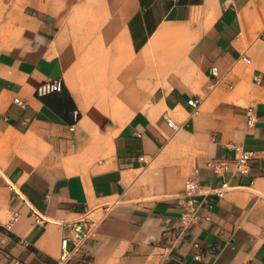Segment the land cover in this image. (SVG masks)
Returning <instances> with one entry per match:
<instances>
[{
  "label": "crops",
  "instance_id": "1",
  "mask_svg": "<svg viewBox=\"0 0 264 264\" xmlns=\"http://www.w3.org/2000/svg\"><path fill=\"white\" fill-rule=\"evenodd\" d=\"M14 258L264 264V0H0V264Z\"/></svg>",
  "mask_w": 264,
  "mask_h": 264
},
{
  "label": "built area",
  "instance_id": "2",
  "mask_svg": "<svg viewBox=\"0 0 264 264\" xmlns=\"http://www.w3.org/2000/svg\"><path fill=\"white\" fill-rule=\"evenodd\" d=\"M243 59L247 62H250V58L246 55L243 56ZM210 71L212 74H216V67L215 66H211ZM256 80H259V76L256 75L255 76ZM62 85V80L61 78H55V79H51V80H46L43 81L41 83H39L36 88V94L38 95H42L45 93H48L50 91L56 90V89H60ZM199 99L196 97H190L187 99V103L191 106V110L192 112H197L199 109ZM247 123H251L254 119L253 115H252V108L248 107L247 110ZM167 123L172 126L173 128L176 127V125L174 124L173 120L168 117L167 115L165 116ZM73 118L74 120H77V112L75 111L73 113ZM237 149V154H236V158H235V163H236V169L239 171H246L247 167H248V160L251 157V151L249 150H245L240 148V146H236ZM213 167L216 171H220L222 169H225L228 167V162L227 161H221V162H216L213 164ZM199 184L198 182H196V180L192 179V178H188L185 180L184 182V196H185V200L183 203V207L180 213V219L182 220V222H184L185 224L193 221L197 216H198V204L196 203V198H195V194L199 188ZM225 190V184L219 188L216 193L218 195H222L223 191ZM18 218V213L16 211H14L11 215V218L7 221L6 226L10 227L11 224ZM82 222L79 221L78 223H76L75 225H78V229L81 226ZM83 227H87L85 224H82ZM88 228H86L85 230H87ZM79 231V230H78ZM86 231L83 230L82 233V237L85 236ZM66 242H67V237L66 236H62L61 238V247H62V252H61V260H64L67 256L69 251L66 249ZM194 245H197V243L195 242ZM11 264H22V261L19 258H14L12 260Z\"/></svg>",
  "mask_w": 264,
  "mask_h": 264
}]
</instances>
